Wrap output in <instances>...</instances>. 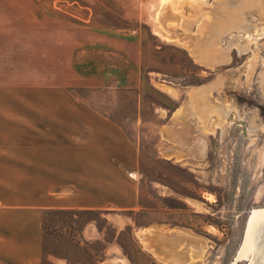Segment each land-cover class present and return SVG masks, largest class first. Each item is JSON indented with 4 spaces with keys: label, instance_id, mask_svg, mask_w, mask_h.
<instances>
[{
    "label": "rangeland",
    "instance_id": "1",
    "mask_svg": "<svg viewBox=\"0 0 264 264\" xmlns=\"http://www.w3.org/2000/svg\"><path fill=\"white\" fill-rule=\"evenodd\" d=\"M175 3L155 21L159 0H89L99 15L95 24L142 41L137 88L67 86L62 98L44 99L13 90L0 100V120L11 125L0 123V141L64 140L72 132L89 147L87 124L97 117L119 126L126 139L111 129L107 151L123 156L112 162L108 180L110 190H124L110 191V198L125 209L47 212L44 264H164L159 256L177 264H234L246 217L264 211V0ZM62 8L81 15L78 6ZM199 50L215 61L198 62ZM104 57L132 67L127 58ZM70 119L72 130L65 124ZM41 120L45 128L39 129ZM14 166L7 170L21 175ZM0 169L5 174L4 161ZM87 222L94 227L89 242L83 238ZM149 230L164 236L149 237L156 253L140 238ZM169 234L189 239L169 244Z\"/></svg>",
    "mask_w": 264,
    "mask_h": 264
},
{
    "label": "crops",
    "instance_id": "2",
    "mask_svg": "<svg viewBox=\"0 0 264 264\" xmlns=\"http://www.w3.org/2000/svg\"><path fill=\"white\" fill-rule=\"evenodd\" d=\"M162 1L155 21L176 7L178 0L166 4L161 12ZM74 6L80 8L76 11L81 15L62 10ZM98 16L89 7V0H0V100L11 97L13 90L44 99L46 94L62 98L63 92H68L64 89L67 86L93 90L109 85L119 90L137 88L140 80L134 71L143 60L142 41L135 33L95 24ZM137 49L139 52L130 53ZM104 56L127 58L125 63L132 67L110 64ZM65 97L72 102L69 95ZM2 121V127L11 128L7 119ZM95 123L89 119L87 124L89 147L88 140H77L72 132L73 136L64 140H32L31 136L30 140L0 141V163L5 162V174L0 169V264H44L43 224L49 211L125 209L110 198V191L124 190H110L108 180L112 162H120L123 156L117 152L111 157L107 152L110 140H114L111 129L118 140H126L124 133L102 118L97 117ZM65 124L69 130L75 128L71 119ZM37 128H45V121H39ZM171 130L165 128L166 137H170ZM95 140L98 145L93 148ZM15 163L21 175L17 172L14 177L7 169L15 170ZM113 168L119 169L116 165ZM93 229L85 223L86 242ZM98 237L96 231L94 239ZM53 264L66 263L58 259Z\"/></svg>",
    "mask_w": 264,
    "mask_h": 264
},
{
    "label": "water",
    "instance_id": "3",
    "mask_svg": "<svg viewBox=\"0 0 264 264\" xmlns=\"http://www.w3.org/2000/svg\"><path fill=\"white\" fill-rule=\"evenodd\" d=\"M172 156L177 159L180 158L175 155ZM167 157H171V155H167ZM246 219L247 227L243 239L241 264H264V212L262 207L251 213ZM154 236H156V238L159 236L158 238L161 240L164 239L163 234H157L155 231L151 230L140 235V238L146 245V249L150 251L153 250V252L156 253L153 249V244H155L154 241L149 240V237L152 238ZM156 238L153 239L155 240ZM166 238L169 244L180 238L181 240L189 239L188 237L177 234H169ZM159 259L163 260V262H168L167 264H175V262L172 261V257L167 256L163 258L159 256Z\"/></svg>",
    "mask_w": 264,
    "mask_h": 264
},
{
    "label": "bare ground",
    "instance_id": "4",
    "mask_svg": "<svg viewBox=\"0 0 264 264\" xmlns=\"http://www.w3.org/2000/svg\"><path fill=\"white\" fill-rule=\"evenodd\" d=\"M169 2L172 3L173 1H172V0H163V1H162V3H161V12L164 11L166 4H169ZM167 6H168V5H167ZM168 7H169V6H168ZM165 11H166V10H165ZM157 13H158V12H157ZM163 14H164V13H163ZM163 14H162V15H163ZM162 15H161V16H162ZM158 19H159V18H158ZM156 35H157V34H156ZM168 39H169V38H168ZM202 53H204V52H202ZM210 55H211V54H210ZM212 55H213V54H212ZM208 56H209V53H208ZM208 56L206 57V54H205V53H204V54H201V55L198 54V56H197L198 59H197V60H198V62H200V63H202V64H205V63H207L208 61H209V62H210V61H213V62L215 61L214 59H211V58H209ZM254 212H255V211H254ZM263 212H264V211H263ZM252 213H253V212H252ZM246 227H247V226H246ZM242 247H243V245H242ZM239 251H240V252H239V254H238L237 258H236L235 263H238L239 261H241L242 248H241V250L239 249ZM152 252H153V250H152ZM160 260H161V259H160ZM161 261L163 262V260H161ZM172 261L175 262V264H177V262H178L177 260H176V261H177V262H176L175 259H173ZM165 263L167 264L168 262H165ZM235 263H234V264H235Z\"/></svg>",
    "mask_w": 264,
    "mask_h": 264
},
{
    "label": "trees",
    "instance_id": "5",
    "mask_svg": "<svg viewBox=\"0 0 264 264\" xmlns=\"http://www.w3.org/2000/svg\"><path fill=\"white\" fill-rule=\"evenodd\" d=\"M43 231H45V223L43 224ZM44 235H45V233H44ZM95 260L97 261V259H95ZM99 263H101L100 260L97 261V264H99Z\"/></svg>",
    "mask_w": 264,
    "mask_h": 264
}]
</instances>
